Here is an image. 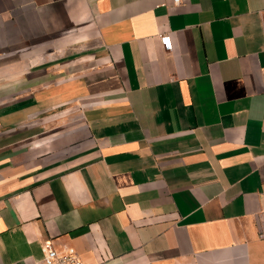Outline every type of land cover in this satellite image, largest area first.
Segmentation results:
<instances>
[{
  "label": "crops",
  "instance_id": "crops-1",
  "mask_svg": "<svg viewBox=\"0 0 264 264\" xmlns=\"http://www.w3.org/2000/svg\"><path fill=\"white\" fill-rule=\"evenodd\" d=\"M48 239L264 264V0H0V264Z\"/></svg>",
  "mask_w": 264,
  "mask_h": 264
},
{
  "label": "built area",
  "instance_id": "built-area-1",
  "mask_svg": "<svg viewBox=\"0 0 264 264\" xmlns=\"http://www.w3.org/2000/svg\"><path fill=\"white\" fill-rule=\"evenodd\" d=\"M181 0H174L176 4H179ZM161 40L164 47L167 50L172 49L170 42V34L162 33ZM44 256L38 264H92L86 260H83L78 254L73 251L60 252L53 244L52 240H45L43 243Z\"/></svg>",
  "mask_w": 264,
  "mask_h": 264
}]
</instances>
